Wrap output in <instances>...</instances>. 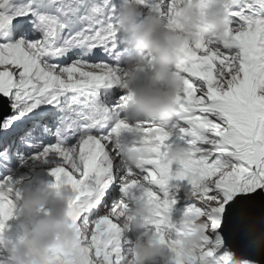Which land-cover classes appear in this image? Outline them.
Returning a JSON list of instances; mask_svg holds the SVG:
<instances>
[{
	"label": "snow or ice",
	"instance_id": "6c2138e0",
	"mask_svg": "<svg viewBox=\"0 0 264 264\" xmlns=\"http://www.w3.org/2000/svg\"><path fill=\"white\" fill-rule=\"evenodd\" d=\"M192 2L144 0L141 15L160 5L171 24ZM124 6L0 0V264L23 238L8 235L21 216L17 202L45 177L78 193L68 212L77 245L51 251L45 264H129L120 222L145 201L155 205L144 219L165 246L163 264H264L253 230L264 219V0H232L222 39L178 51L176 115L140 129L122 80ZM137 135L152 146L129 167L124 150ZM180 145L192 158L167 165ZM197 223L203 236L185 250Z\"/></svg>",
	"mask_w": 264,
	"mask_h": 264
},
{
	"label": "clouds",
	"instance_id": "9594fccd",
	"mask_svg": "<svg viewBox=\"0 0 264 264\" xmlns=\"http://www.w3.org/2000/svg\"><path fill=\"white\" fill-rule=\"evenodd\" d=\"M144 0H125L119 13L118 25L126 52L122 58L123 85L130 91L128 109L137 113L132 126L143 128L145 122L165 124L177 111L176 99L184 89V78L175 70L178 51L185 45L222 39L231 26L232 0H193L179 8L180 15L171 24L160 15V5L141 15ZM147 58V60H146ZM137 135L134 143L125 146L124 157L129 167L149 155L151 144ZM192 150L180 145L169 150L167 165H178L192 158ZM78 193L64 180L59 187H50L45 180L25 188L17 202L24 217L23 238L16 243L5 264H45L51 251L71 253L77 245V233L69 219V201ZM155 205L148 201L133 206L131 213L121 220V232H136L132 243L133 258L129 264H161L166 257L162 245L146 220ZM46 210V215H41ZM197 231L183 238L185 250L193 249L201 240L204 225L197 223ZM257 238L264 240V219L253 221Z\"/></svg>",
	"mask_w": 264,
	"mask_h": 264
}]
</instances>
